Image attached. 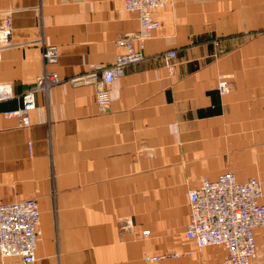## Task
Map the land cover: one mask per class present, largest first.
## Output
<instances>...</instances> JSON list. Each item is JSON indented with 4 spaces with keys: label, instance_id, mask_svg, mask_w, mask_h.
Wrapping results in <instances>:
<instances>
[{
    "label": "crops",
    "instance_id": "1",
    "mask_svg": "<svg viewBox=\"0 0 264 264\" xmlns=\"http://www.w3.org/2000/svg\"><path fill=\"white\" fill-rule=\"evenodd\" d=\"M154 15L145 59L113 82L101 111L95 85L68 79L112 64L138 15L120 0H0L13 45L0 52V82L17 95L32 88L42 44L58 47L48 69L63 80L37 92L29 126L4 113L18 98L0 102V203L40 207L30 264H222L225 247L186 235L189 190L226 172L264 181V0H169ZM257 240L262 264L264 229Z\"/></svg>",
    "mask_w": 264,
    "mask_h": 264
},
{
    "label": "built area",
    "instance_id": "2",
    "mask_svg": "<svg viewBox=\"0 0 264 264\" xmlns=\"http://www.w3.org/2000/svg\"><path fill=\"white\" fill-rule=\"evenodd\" d=\"M120 1L128 12L138 15L139 29L117 38L115 45L119 52L112 64L98 66L90 73L68 79L73 84L95 85L96 101L101 111L110 108L113 82L128 66L145 59L147 40L160 26L154 12L169 4V0ZM11 30V18H6L0 27V52L13 46ZM212 43L220 45L217 38H213ZM219 52L223 54L225 49L220 47ZM42 54L46 69L37 77L32 88L17 95L11 83L0 82V102L14 98L21 102L18 109L4 113L16 115L23 127L31 124L30 113L37 106V92H47L63 81L55 71L48 69L58 59V47L42 44ZM165 57L174 59L177 52L169 51ZM218 89L221 94L229 91L226 76H221ZM263 198L264 181L258 177L241 181L233 172H226L215 180L203 177L197 187L189 190L191 212L186 235L197 243L198 248L214 245L225 247L227 254L222 264H256L253 259L258 252L257 234L264 229ZM40 223V207L36 199L0 203V255L18 257L23 264L35 262L42 233ZM149 233L150 230L143 231L144 235ZM179 255L178 252L169 254L170 257ZM164 257L152 256L149 260L158 261Z\"/></svg>",
    "mask_w": 264,
    "mask_h": 264
},
{
    "label": "rangeland",
    "instance_id": "3",
    "mask_svg": "<svg viewBox=\"0 0 264 264\" xmlns=\"http://www.w3.org/2000/svg\"><path fill=\"white\" fill-rule=\"evenodd\" d=\"M261 245H262V247H264V242H262V244H261ZM263 251H264V250H263Z\"/></svg>",
    "mask_w": 264,
    "mask_h": 264
}]
</instances>
